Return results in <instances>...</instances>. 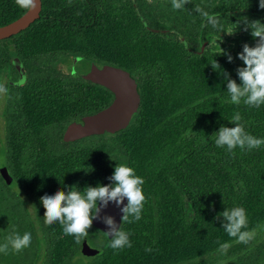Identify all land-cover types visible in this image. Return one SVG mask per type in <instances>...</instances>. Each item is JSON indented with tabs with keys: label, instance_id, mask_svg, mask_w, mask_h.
<instances>
[{
	"label": "trees",
	"instance_id": "16d2710c",
	"mask_svg": "<svg viewBox=\"0 0 264 264\" xmlns=\"http://www.w3.org/2000/svg\"><path fill=\"white\" fill-rule=\"evenodd\" d=\"M90 1L42 0L36 22L0 41V70L6 76L12 72L10 55L15 53L29 75L24 86L11 89L6 118L0 84V130L3 117L6 131L5 142L0 134V167L8 164L14 177L8 187L0 175V244L14 233H32L30 246L19 252L9 246L0 253V264H151L180 251L195 252L190 264H202L198 259L223 243L229 248L219 255L240 257L248 243L224 232L221 213L240 206L248 219L243 230L264 225V144L228 151L215 145L213 135L233 127L229 120L238 112L244 130L264 139V105H233L227 98L228 80L241 83L243 44H226L213 56L180 57L177 42L148 30L141 19L153 28L147 12L134 7L135 1L120 0L111 11L97 10L94 2L101 0ZM27 10L16 0H0V27ZM90 44L103 53L93 54ZM167 49L175 50L174 57L164 56L171 53ZM76 54L98 57L137 79L141 107L126 131L63 142L68 123L100 112L114 99L99 85L56 71L63 57ZM214 61L222 71L212 68ZM119 164L143 178L141 218L121 228L130 247L114 250L93 225L76 239L65 235L59 223L44 221L45 194L110 185ZM85 238L100 255L81 254Z\"/></svg>",
	"mask_w": 264,
	"mask_h": 264
},
{
	"label": "clouds",
	"instance_id": "9594fccd",
	"mask_svg": "<svg viewBox=\"0 0 264 264\" xmlns=\"http://www.w3.org/2000/svg\"><path fill=\"white\" fill-rule=\"evenodd\" d=\"M21 8H31L33 0H16ZM184 0H172L173 9H181ZM258 8L264 10V0H258ZM201 16L205 17L207 23L217 31L223 27L219 23V18L210 16L200 8L195 9ZM253 37L259 38V43L255 47L245 45L243 51L238 54V58L243 61L244 67L239 69L238 76L241 83L238 85L234 80L227 82V98L233 105L241 102L250 107H260L264 105V24L254 21L251 24ZM228 33H232L227 31ZM231 61L232 57H228ZM212 68L222 71L219 64L214 61ZM241 117L237 112L229 121L233 127H221L214 136V143L217 147H224L228 151L234 148H247L249 150L264 144V139L248 134L243 126L238 123ZM212 136V137H213ZM113 181L110 185L87 186L83 191H78L72 186L67 192L58 190L55 193L45 194L42 197L43 205L46 207L47 224L59 223L65 235L79 239L88 233L93 219L96 218L98 203L107 205L109 201H114L118 205L127 198V205L122 209L124 215L122 221L133 222L141 218L145 195L142 185L143 178L135 173L132 167L119 164L114 168L111 177ZM221 215L226 220L224 232L239 243L247 244L252 237V233L247 230L248 219L246 210L243 207L235 206L227 208ZM107 223L113 225V220L108 219ZM111 238L110 246L114 250L130 247L128 233L112 227L106 233ZM32 242V233L25 232L23 235L14 233L6 237V242L0 244V253H7L9 246L12 250L19 252ZM229 248L228 243L219 245L217 249L225 253Z\"/></svg>",
	"mask_w": 264,
	"mask_h": 264
},
{
	"label": "flooded vegetation",
	"instance_id": "af4514ba",
	"mask_svg": "<svg viewBox=\"0 0 264 264\" xmlns=\"http://www.w3.org/2000/svg\"><path fill=\"white\" fill-rule=\"evenodd\" d=\"M84 1L87 4L91 3L90 0ZM133 1H135L134 7H142L147 12L149 22L153 28L149 27L143 18L141 19L148 30L154 34H160L162 36L164 35L163 37L166 38L170 43L177 42L179 44L178 55H180V57L203 56L207 53L213 56L216 54H221V51L226 44L231 45L239 42L243 44V46L251 45L255 47L260 42L259 38L253 37L251 35V24L254 21H259L260 23L264 24V10H260L258 8V0H184V6L181 9H173L172 0ZM128 2H130V0H128ZM94 3V5H98L97 10L111 11L114 10V8L121 6L120 0H101L95 1ZM196 8L202 9L210 16L218 17L219 23L223 25V27L219 29V31L213 29L211 25L207 23L206 18L201 16L195 10ZM227 31L232 33H228ZM90 47L94 52L93 54L95 55H97L96 53L99 51H101L100 53H103L104 51L102 47L99 48V46H96L95 44H90ZM174 51L175 50L172 49L171 53H165L164 56L174 57L172 54ZM69 56H72L74 59L73 63L75 60L79 62L83 61V59H87L89 63L96 62V64L99 66L103 65V63L98 60V57L89 58L88 56L79 54ZM76 61L74 63L75 65L77 64ZM11 65L13 67L12 72L17 75V71L12 64V59ZM90 67L91 64L89 68L86 69V73H84V75L88 73ZM56 71H59L61 74L75 79H82L83 76V74L78 75L74 68H72L70 71L63 70L62 62L58 64ZM11 73L6 76L4 70L3 78L0 80V84H3L4 81L7 80L4 90H2L1 87V109H4L5 118L9 113L11 89L16 88L9 86L10 81L17 79V76H15L14 79L10 78ZM80 119L74 121H79ZM1 121V125L3 123L5 126V120L3 117L1 118ZM70 123H68L66 127ZM6 166H8L10 169L8 164ZM29 205L32 204L28 201V208ZM32 207L34 209L33 205Z\"/></svg>",
	"mask_w": 264,
	"mask_h": 264
},
{
	"label": "water",
	"instance_id": "95a60500",
	"mask_svg": "<svg viewBox=\"0 0 264 264\" xmlns=\"http://www.w3.org/2000/svg\"><path fill=\"white\" fill-rule=\"evenodd\" d=\"M42 12V0H33V5L16 21L0 27V41L12 38L28 29L36 22ZM12 64L17 71V79L10 81L9 86L21 87L28 79L25 65L20 57L11 53ZM91 67L87 74L82 76L94 85H99L109 90L114 99L105 109L95 114L86 116L79 121L71 122L66 128L63 136L64 143H72L93 136H112L126 131L132 124L134 117L141 107L142 95L137 79L128 71L111 64L97 65L90 62ZM4 70H0V80L3 78ZM0 175L8 187L14 183V177L8 166L0 167ZM103 185H109L104 183ZM127 198L121 204L109 201L107 205L98 202V211L92 225L101 230L105 235L110 228L119 229L123 226L122 209L127 205ZM113 220V225L107 223ZM111 240V238L107 235ZM81 254L84 257H96L101 251L92 247L85 238L81 244Z\"/></svg>",
	"mask_w": 264,
	"mask_h": 264
},
{
	"label": "rangeland",
	"instance_id": "374dc122",
	"mask_svg": "<svg viewBox=\"0 0 264 264\" xmlns=\"http://www.w3.org/2000/svg\"><path fill=\"white\" fill-rule=\"evenodd\" d=\"M73 60L74 59L72 58V56L63 57L60 61V63L62 62L63 64V70L70 71L72 68H74L77 71L78 75H84V73H86V69L90 66L89 61L87 59H83V61L79 62L75 60L77 62V64L75 65V61L73 63ZM15 76L16 74L12 72L10 78L14 79ZM6 82L7 80H5L3 84H1L2 90H4ZM0 134L2 140L5 142L6 131L3 123L1 125ZM14 191L16 193L19 192L17 188H15ZM23 198L26 200L24 196ZM29 209L31 210L33 217H35V211L32 205H29ZM251 233L252 237L248 241V251L244 252L243 255H241L240 257L221 256L219 255L218 251H215L207 257L204 256V258L198 259V261H203L202 264H264V225L262 224L258 229L253 230ZM195 255L197 254L192 251H180L160 260H157L151 264H190L189 258Z\"/></svg>",
	"mask_w": 264,
	"mask_h": 264
}]
</instances>
